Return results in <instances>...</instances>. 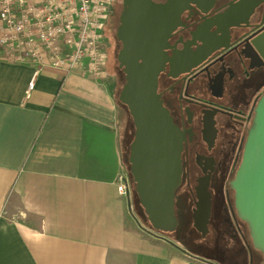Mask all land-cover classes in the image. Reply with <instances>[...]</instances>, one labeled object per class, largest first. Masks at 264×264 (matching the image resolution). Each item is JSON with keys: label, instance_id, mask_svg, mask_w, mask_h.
<instances>
[{"label": "crops", "instance_id": "0c3cea01", "mask_svg": "<svg viewBox=\"0 0 264 264\" xmlns=\"http://www.w3.org/2000/svg\"><path fill=\"white\" fill-rule=\"evenodd\" d=\"M33 70L0 50V264H218L141 228L117 195L116 78L45 67L26 98Z\"/></svg>", "mask_w": 264, "mask_h": 264}, {"label": "flooded vegetation", "instance_id": "af4514ba", "mask_svg": "<svg viewBox=\"0 0 264 264\" xmlns=\"http://www.w3.org/2000/svg\"><path fill=\"white\" fill-rule=\"evenodd\" d=\"M109 1L103 27L107 60L114 51L117 59L122 48L118 30L123 13L157 22L162 68L156 94L181 142V179L174 192L177 225L160 232L147 217L145 224L172 244L191 232L211 234L216 241L211 258L218 264H263L235 208L231 181L264 94V0ZM213 17L219 35L210 29ZM117 68L123 74L119 63ZM207 198V231L202 234L193 220H205L198 207Z\"/></svg>", "mask_w": 264, "mask_h": 264}, {"label": "water", "instance_id": "95a60500", "mask_svg": "<svg viewBox=\"0 0 264 264\" xmlns=\"http://www.w3.org/2000/svg\"><path fill=\"white\" fill-rule=\"evenodd\" d=\"M121 23L118 35L123 45L117 61L123 70L124 84L118 101L126 107L134 125L128 155L129 177L151 228L171 232L177 225L174 192L181 179V142L177 128L156 94L157 76L162 68L158 25L154 18L147 20L129 13L122 14ZM219 25L213 17L210 29L216 35L220 34ZM253 47L256 49L254 44ZM231 186L237 213L248 225L252 246L264 259V94L255 107L253 126L248 131ZM206 201L198 207L205 220H193L194 227L202 234L207 231L209 215L208 198Z\"/></svg>", "mask_w": 264, "mask_h": 264}, {"label": "built area", "instance_id": "2783aa9c", "mask_svg": "<svg viewBox=\"0 0 264 264\" xmlns=\"http://www.w3.org/2000/svg\"><path fill=\"white\" fill-rule=\"evenodd\" d=\"M109 5V0H0L4 58L34 67L26 98L45 67L101 78L106 63L103 27ZM131 184L124 171L118 172L117 195L128 198Z\"/></svg>", "mask_w": 264, "mask_h": 264}, {"label": "rangeland", "instance_id": "374dc122", "mask_svg": "<svg viewBox=\"0 0 264 264\" xmlns=\"http://www.w3.org/2000/svg\"><path fill=\"white\" fill-rule=\"evenodd\" d=\"M105 36V33H104ZM117 59H116V52H111L108 56V60L106 59L105 63V76L107 77L108 87L110 89L114 88V80L116 78L118 83V90L121 89L124 79L123 74H121L120 70L117 68ZM119 93V92H118ZM118 97V94H117ZM125 106L119 102L118 104V130L119 135L123 138L124 134L133 135L134 134V125L132 124V127H129L130 122H132L131 117H128L126 112L124 111ZM125 151V150H124ZM124 165V171L129 176L128 172V165H126V162L123 163ZM131 190H132V196L130 200V210L129 215L131 218L137 220L141 225H145L147 228H149L146 224V216L142 212L139 200L136 196H133L134 194V184H131ZM136 222V221H135ZM194 226V224H193ZM196 232V231H195ZM191 232L187 237H184L182 240H180L178 243L181 247L184 249L190 251L191 253L202 255L206 258L211 257V254L216 253V241L214 240L213 236L211 234H208L206 236H201L197 232ZM264 264V262H263Z\"/></svg>", "mask_w": 264, "mask_h": 264}, {"label": "trees", "instance_id": "16d2710c", "mask_svg": "<svg viewBox=\"0 0 264 264\" xmlns=\"http://www.w3.org/2000/svg\"><path fill=\"white\" fill-rule=\"evenodd\" d=\"M118 104H119V101H118ZM124 111L126 112L127 116L130 117L126 107L124 108ZM132 124H133V122H130L129 127H132ZM132 140H133V135H128L125 133L123 138L120 136L122 160H123V163L126 162V165H128V172H129V163H128L129 145H130ZM131 193H132V190H131ZM133 196H136V194L134 193Z\"/></svg>", "mask_w": 264, "mask_h": 264}]
</instances>
